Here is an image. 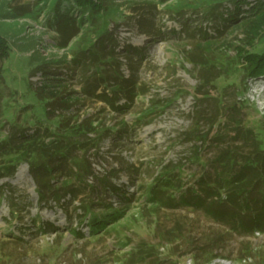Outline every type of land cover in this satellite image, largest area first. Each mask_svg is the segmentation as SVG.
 Listing matches in <instances>:
<instances>
[{
	"label": "rangeland",
	"instance_id": "obj_1",
	"mask_svg": "<svg viewBox=\"0 0 264 264\" xmlns=\"http://www.w3.org/2000/svg\"><path fill=\"white\" fill-rule=\"evenodd\" d=\"M208 3L107 0L104 11L90 21L85 16L81 31L66 39L43 2L4 0L0 32L10 48L0 57V142L11 131L64 130L69 116L71 125L95 119L107 133L99 150L75 151L83 169L71 161L50 176V185L64 186L60 201L50 192L40 199L28 159L0 153V264H189L188 258L212 264L218 256L264 264V232H238L201 208L165 203L179 200L202 177H228L239 169L252 149L237 139L239 124L264 148V75L249 76L238 55L240 47L264 53V33L254 45L235 23L219 35L220 20L203 12ZM215 5L227 15L235 9L233 0ZM73 15L80 20V11ZM101 30L114 39L107 41L108 49L114 46L113 64L108 57L93 63L85 51ZM206 33L215 43L203 53L211 61L196 67L187 55ZM113 69L117 80L131 75L132 100L128 91H112L118 82ZM204 72L213 75L206 80ZM203 83L207 95L197 91ZM105 91L113 102L100 96ZM217 106V117L199 120V111L213 113ZM224 151L232 157L227 165L218 161ZM162 175L170 185L163 186ZM152 187L163 188L164 201L149 198L158 191ZM76 188L74 195L67 191ZM102 195L125 210L93 231L81 204L102 212L105 205L92 204Z\"/></svg>",
	"mask_w": 264,
	"mask_h": 264
},
{
	"label": "trees",
	"instance_id": "obj_2",
	"mask_svg": "<svg viewBox=\"0 0 264 264\" xmlns=\"http://www.w3.org/2000/svg\"><path fill=\"white\" fill-rule=\"evenodd\" d=\"M167 1V0H165ZM43 2L46 5L45 10L48 13L49 19L52 21V25L58 27L62 31V34H68L65 38L71 39V37L77 35L81 31V25L85 22V16L87 19L93 20L99 13L104 11L107 7V0H37V4ZM235 9H228V15L221 11L213 10L214 4L218 5L220 0H211L208 6H204V14H211L216 20H220L218 24L217 32L222 35L232 24L239 25L243 31L246 44L254 45L256 40L264 33V0H233ZM4 0L0 1V8L2 7ZM213 3V4H212ZM48 4V5H47ZM249 4V7L245 5ZM215 5V6H216ZM80 11V20L77 21L73 15L74 10ZM88 13V14H87ZM83 27V26H82ZM212 34H203L201 39L196 42V46L189 50L187 58L196 67L206 66L210 63V59L204 57V50H212L215 46L214 40L208 39ZM114 40L111 36V32L108 30H101L98 34V40L92 41L86 48L87 54L93 63L98 61L107 63L111 60V64L114 63V46L110 49L107 48V41ZM112 42V41H111ZM65 44V43H62ZM9 40L0 32V57L9 53ZM138 49L137 47L135 48ZM238 55L244 58L246 73L249 76L258 77L264 75V53L257 52H244L242 47L238 49ZM110 58V60L108 58ZM81 61L84 58H79ZM88 59V60H89ZM100 70V69H99ZM105 71L107 68H101L100 71ZM203 74L205 79H208L212 73ZM119 76L117 69H113L111 78L117 80ZM130 76L122 75L121 80H117L116 86H113L112 91H122L127 93V97L132 100L135 96V88ZM204 79V81H205ZM110 83V80L103 82L104 85ZM205 83L198 85L197 91L199 93L208 94L204 88ZM100 96L106 100H111V93L105 91ZM219 106L216 107V111L208 113L207 110L199 111V120L210 119L211 117H217L219 114L217 111ZM71 116L64 118V130H57L56 132L48 131L46 128L44 133L41 134L39 130L32 133L22 131H11L6 134L0 142V153L16 154L17 158H26L30 163V171L37 183V191L40 194V199L44 200L48 197V193H52V196L57 200H62L60 191L64 186L54 187L49 183L54 177L55 169H61V172L65 171L69 167L67 166L71 161H77L75 151L79 148L89 149L95 147L97 150L101 148L100 142L104 139L107 132H104V125L98 124L95 119H86L77 125H71ZM206 117V118H205ZM214 119H212V122ZM123 131V130H122ZM194 134H197L196 128H192ZM199 132V130L197 129ZM238 134V140L246 142L252 149L250 153L240 158V166L236 172H232L229 176L220 175L221 178H215L214 180L208 179L206 176L200 178L198 186L195 188H188L183 190L182 196L179 200L173 198L165 203L169 205H184L193 206L203 209L208 215L220 220L221 222L229 225V227L235 229L238 232H252L260 231L264 232V148H260L259 141L254 136H250L248 130L242 132V127L239 124L236 129ZM93 132L95 135L88 136V133ZM76 133H79L80 138L76 137ZM248 133V134H247ZM243 134V135H241ZM88 136L85 140L83 136ZM249 135V136H248ZM199 139L203 140V134L199 132ZM76 138V139H74ZM252 141L249 143V141ZM228 151H224L219 155V163H230L232 157L227 155ZM59 161V162H57ZM81 161H77L80 166ZM12 164H9L11 166ZM229 165V164H228ZM79 169H83L80 166ZM87 171V170H86ZM54 174V175H53ZM57 176V175H55ZM163 186L170 185L168 178L162 175ZM106 189H114L115 191H121L119 187L113 184L105 183ZM152 191H156V195L150 196L151 200L164 201L158 192L163 189L151 188ZM79 188L67 189L69 193H76ZM223 190H226V197L223 196ZM73 200H77V196H73ZM92 204L105 205V209L102 212H97L91 209L87 203H82L83 210L90 212L91 221L90 229L97 231L106 227L109 221L119 217L124 207H113L112 204L107 202L105 196L99 197L98 201H92Z\"/></svg>",
	"mask_w": 264,
	"mask_h": 264
},
{
	"label": "built area",
	"instance_id": "obj_3",
	"mask_svg": "<svg viewBox=\"0 0 264 264\" xmlns=\"http://www.w3.org/2000/svg\"><path fill=\"white\" fill-rule=\"evenodd\" d=\"M189 264L192 262V258H188L187 261ZM212 264H243L244 260H235L234 258H229V257H223V256H218L215 257L214 260L211 261Z\"/></svg>",
	"mask_w": 264,
	"mask_h": 264
}]
</instances>
